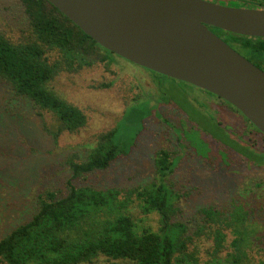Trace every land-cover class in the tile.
Listing matches in <instances>:
<instances>
[{
  "label": "rangeland",
  "instance_id": "1",
  "mask_svg": "<svg viewBox=\"0 0 264 264\" xmlns=\"http://www.w3.org/2000/svg\"><path fill=\"white\" fill-rule=\"evenodd\" d=\"M0 31L15 42L28 37V22L19 0H0ZM217 34L227 41L228 33ZM151 75L147 69L115 54L111 60L97 61L75 72H59L51 86L82 110L86 122L77 131L64 130L57 137L54 133L59 122L55 116L29 99L16 96L0 78V238L31 218L38 209L40 193L49 189L63 195L72 176L67 160H84L99 136L111 129L119 156L105 169L74 178L76 186L127 190L144 185L157 175L156 152L167 149L177 163L165 183L180 195L175 204L194 226L203 222L198 208L233 190L243 194L241 202L245 205L264 201L260 193V187H264V163L249 160L225 143L230 136L251 147L256 155H264L262 135L221 98L177 79H158L159 90L165 99L178 102L176 98H181L187 104L173 108L158 103L157 78ZM188 104L202 111L208 123L190 116ZM132 213L139 225L158 229L157 213L143 214L137 207ZM257 234L264 240V233ZM226 235L228 245L233 234L227 231ZM263 243L251 252L252 256L264 258ZM210 246L211 240L201 238L198 256L205 258L204 249ZM78 264L126 261L98 255Z\"/></svg>",
  "mask_w": 264,
  "mask_h": 264
},
{
  "label": "trees",
  "instance_id": "2",
  "mask_svg": "<svg viewBox=\"0 0 264 264\" xmlns=\"http://www.w3.org/2000/svg\"><path fill=\"white\" fill-rule=\"evenodd\" d=\"M212 1L264 8L263 0ZM19 2L29 35L24 41L15 42L0 31V78L16 96L29 99L55 116L59 122L55 137L64 130L77 131L85 125V114L60 96L51 82L61 71L75 72L97 61L111 60L114 54L47 0ZM209 28L216 34L225 32ZM228 35L227 41L223 39L225 42L236 46L240 54L264 70V38ZM176 99L178 102L173 103L178 108L187 104L181 98ZM188 107L190 116L208 123L202 111L190 104ZM113 137L112 129L102 133L84 160H67L72 176L66 192L57 195L46 189L38 195V209L31 218L0 238V264H78L90 262L98 255L122 259L126 264H264V258L251 255L264 242L257 234L264 233V201L245 205L241 202L243 194L233 190L198 208L203 222L194 226L185 211L175 204L180 195L165 183L177 163L167 149L156 152L157 175L144 185L127 190L76 186L74 178L105 169L119 156V145ZM225 143L249 160L264 163V155H256L230 136ZM260 193L264 195L262 186ZM136 207L143 214H158L157 230L135 222L132 210ZM227 231L233 234L228 245ZM201 238L211 240L210 248L204 249L205 258L197 254Z\"/></svg>",
  "mask_w": 264,
  "mask_h": 264
},
{
  "label": "water",
  "instance_id": "3",
  "mask_svg": "<svg viewBox=\"0 0 264 264\" xmlns=\"http://www.w3.org/2000/svg\"><path fill=\"white\" fill-rule=\"evenodd\" d=\"M101 47L203 89L264 135V70L209 27L264 38V8L212 0H47Z\"/></svg>",
  "mask_w": 264,
  "mask_h": 264
},
{
  "label": "flooded vegetation",
  "instance_id": "4",
  "mask_svg": "<svg viewBox=\"0 0 264 264\" xmlns=\"http://www.w3.org/2000/svg\"><path fill=\"white\" fill-rule=\"evenodd\" d=\"M143 68V67H142ZM143 69H145V68H143ZM148 70V69H147ZM148 71H150L153 75H155V77L157 78V83L155 84V87H156V92H157V94H156V98L158 99V103H161V104H164V105H171L173 108H178V106L175 104V103H173L172 102V100H170V99H165L164 98V92L163 91H160L159 90V86H158V84H159V80L158 79H161V80H166V79H168L169 77H166V76H164V75H161V74H158V73H156V72H153V71H151V70H148ZM155 73V74H154ZM153 75H151L153 78H155ZM155 82H156V80H154ZM205 91V90H204ZM209 93V92H208ZM210 95H213V94H211V93H209ZM215 96V95H214ZM217 97V96H216ZM219 98V97H218ZM234 108V107H233ZM177 111V110H176ZM239 112V111H238ZM190 128H191V124H190ZM195 132L196 131H201L200 129H195L194 130ZM189 147V146H188ZM251 148V147H250Z\"/></svg>",
  "mask_w": 264,
  "mask_h": 264
}]
</instances>
